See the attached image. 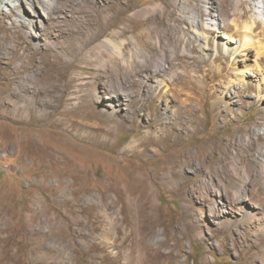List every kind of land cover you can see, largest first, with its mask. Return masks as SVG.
I'll return each instance as SVG.
<instances>
[{
  "label": "rangeland",
  "instance_id": "374dc122",
  "mask_svg": "<svg viewBox=\"0 0 264 264\" xmlns=\"http://www.w3.org/2000/svg\"><path fill=\"white\" fill-rule=\"evenodd\" d=\"M26 1L0 3V264H264L259 0H51L48 19ZM133 26L183 73L164 94L182 138L145 153L128 104L159 95L96 55ZM127 78L119 104L111 85Z\"/></svg>",
  "mask_w": 264,
  "mask_h": 264
},
{
  "label": "bare ground",
  "instance_id": "6f19581e",
  "mask_svg": "<svg viewBox=\"0 0 264 264\" xmlns=\"http://www.w3.org/2000/svg\"><path fill=\"white\" fill-rule=\"evenodd\" d=\"M10 1L15 2L17 0H0V3L8 4V2ZM200 1H203L207 4L210 3V0H200ZM246 1L251 2L253 0H246ZM31 2L33 3H29V2L27 3L31 4L33 8L37 6L36 2H39V4L41 5L43 15L47 19L49 18L50 10L53 9V2L51 0H38V1L31 0ZM211 2L216 3V1L214 0H211ZM224 2H227V1L224 0ZM241 3H243V0H234V8L237 9ZM255 7H256L255 13H257L256 14L257 18H259V20L261 19L262 23H264L263 22L264 21V0H259L258 4H256ZM208 11L209 13H211L209 9H206V12ZM210 17H212V20H216V18H214L215 16H212L211 14H210ZM193 22L194 20L191 22L192 25L194 24ZM231 23L232 25L233 24L235 25V20L232 19ZM227 27L228 26H226V28ZM131 29L133 30L135 35L129 40H122L121 42H115L114 37H113L115 35L114 33L112 36H104V38L100 40L96 46V55L99 60L105 63L108 62L109 64L113 65L114 74L117 76L119 80H122V74L124 77L125 71H128V70L135 71L136 76H140V79L142 80L143 84L149 83V86L153 91V96L159 95V97H157L155 100H152V101L147 102L145 99H142L141 102L130 101V103L128 104V107H130V109L134 111L133 114H131L130 112L126 113V116L128 117L127 119L130 120L131 122V128H134V127L140 128L139 137H136L133 141L134 143L132 146L133 148L132 152L133 153H137V152L145 153L147 147L150 145H159L162 143H167V142H170L171 139L178 141L182 138V134L176 135L173 133L174 128L178 129L179 131L178 123H176L178 112H176L175 114L173 113V117L170 118V119H175V122L169 123V122L164 121V116H166L167 113L171 111L170 105L166 104V99H165L164 94H167L166 92H168V88L171 85V83H173L176 79L182 76L183 73L175 70V65L173 64L167 67L166 66L167 64L164 61L165 59H164L163 53L160 54V56H158L156 60H154L152 55L146 52V49L153 48V44L148 37V34H149L148 30L141 29L140 27H136V26L131 27ZM125 31L126 29L122 31V34ZM161 46H162L161 38L157 37L156 47L160 48ZM127 47H129V50H128L129 52H128V56L125 57L123 49ZM153 61L156 62L158 69L156 70L154 74H152L151 78L149 79L150 73L148 72L149 68L147 67L146 64L149 62H153ZM143 71L145 73H143V75H140V72H143ZM237 74L240 75V73L238 72ZM101 79L102 81H104L102 77L99 78V80ZM112 84L114 85V83ZM136 84H137V81L128 79L127 81L125 80L121 81L118 87H114L113 85H111L113 93L115 94V97L114 98L112 97L111 99L121 104L120 100H122L123 97L131 98L132 95H135L136 93L135 88L137 86ZM233 93H236V92H233ZM173 95L175 98H178V94H173ZM107 98H110V97H107ZM192 101L193 100L191 97H187V99H185L184 101H181L183 106L182 105L180 106H182L186 110L185 113L189 115H194V121L196 120V123H198L200 122V120H202V116L200 115V110H198V112L195 113L192 107V103H193ZM165 104L166 106L163 107ZM82 106L86 107V104L84 101H83V105H81L80 107ZM87 108H90V107H87ZM64 109H65L64 114L68 115L70 112L73 111L72 109L74 108L73 107L69 108L68 106H64ZM145 117L148 118V120L146 121V124L143 123L144 121L143 119ZM119 122L120 121H118L117 123L119 124Z\"/></svg>",
  "mask_w": 264,
  "mask_h": 264
}]
</instances>
